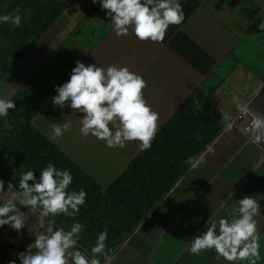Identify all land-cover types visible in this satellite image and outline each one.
Here are the masks:
<instances>
[{"label": "crops", "instance_id": "1", "mask_svg": "<svg viewBox=\"0 0 264 264\" xmlns=\"http://www.w3.org/2000/svg\"><path fill=\"white\" fill-rule=\"evenodd\" d=\"M11 1L0 0V4L6 5L0 14L15 9L10 6ZM60 1L65 3L63 11L17 61L14 60V39L3 40L1 36L4 29L12 34L15 28L9 23H0V71L5 65H10L0 77V98H11L19 89H25L32 76L38 75L40 79L41 75L55 72L65 77H62L65 81L77 60L85 64L96 62L101 67L115 63L126 65L142 75L146 81L144 97L159 113V122L163 123L187 96H196L198 92L203 94L207 86L219 84L210 98L212 107L222 115L223 123L221 132L209 144L214 153L210 154L205 149L200 154L198 158L203 163L196 168L190 166L183 173L155 208L115 248L109 264H229L214 249H205L194 255L187 246L193 235L204 230L205 220L228 215L234 199L242 195L252 196L260 205V212L255 217L259 255L235 264H250L252 260L254 264H264V143H253L241 133L245 117L239 121L231 120V130L225 129L223 119L224 113L234 118L240 111V105L264 114V80L256 75V72H264V28L259 27L264 24V0H193L195 7L177 31L185 34L214 60L207 76H202L186 63L168 42L140 41L131 30L127 36H116L110 21L104 16L105 10L92 0ZM188 1L183 0L181 4L186 6ZM4 56L6 64L2 60ZM169 86L178 91L170 94ZM221 86L222 91L218 90ZM66 109L54 106L49 100L35 116L34 123L78 163L86 161L84 155H87L90 144L82 148L78 141L89 135H80L79 120H69L74 110L68 106ZM56 111L60 112L57 120L54 118ZM63 120L71 121L70 129L76 128L78 133L71 139L74 133L68 130L56 141V137H51L53 133H47L44 128L52 132V125ZM89 141L102 148L100 152H89L93 162L103 161V169H113L103 154L109 151L112 159L120 154L110 152L102 140ZM133 142L136 148L131 151V157L139 151V143ZM128 144L131 143L111 149L127 154ZM97 145L94 149H98ZM124 163L125 160L121 161L115 170L122 168ZM96 166L92 163L83 168L90 174L88 169ZM7 191L5 187L0 196L7 195ZM221 204L223 208H220ZM34 221L35 217L30 216L19 235L7 225L1 227L0 264H6L8 259H17L15 252L23 250L32 239L30 234H33Z\"/></svg>", "mask_w": 264, "mask_h": 264}, {"label": "clouds", "instance_id": "2", "mask_svg": "<svg viewBox=\"0 0 264 264\" xmlns=\"http://www.w3.org/2000/svg\"><path fill=\"white\" fill-rule=\"evenodd\" d=\"M105 10L116 36H127L129 31L140 41L163 40L169 25H179L184 20L181 0H92ZM0 23L18 27L21 23L19 9L0 14ZM264 28V24L259 25ZM146 81L141 74L131 71L126 65L74 62L68 79L53 85L51 97L54 106L65 104L82 113L79 120L81 136L91 135L102 140L106 147L123 148L129 141H138L139 150L151 147L159 132V113L146 101L143 89ZM11 98H0V117L15 108ZM241 113L247 114L249 122L240 131L253 143H264V114L251 111L240 105ZM225 129L231 130V116L223 114ZM72 127L71 121L63 120L52 125V133L62 136ZM214 153L212 145L206 146ZM192 168L203 163L201 158L188 157ZM18 181L7 182V195L0 196V227L7 225L18 235L30 216L35 217L33 234L23 250L15 252L17 259H8L6 264H109L112 257L106 251L107 229L100 230L94 242L83 249L79 241L83 225L75 219L80 207L85 204L83 188H70L73 176L68 168H59L48 161L34 175L33 168L19 171ZM30 181V182H29ZM5 181L0 179V192L5 190ZM232 198V192H231ZM224 205L221 204L220 208ZM27 209V212H25ZM219 211V209H218ZM260 205L250 195L234 199L228 215L205 220L204 230L192 236L187 250L199 255L205 249H214L219 257L229 264L250 258H258L257 222L255 217ZM72 218L70 224L57 223V216ZM254 264V260L250 261Z\"/></svg>", "mask_w": 264, "mask_h": 264}, {"label": "trees", "instance_id": "3", "mask_svg": "<svg viewBox=\"0 0 264 264\" xmlns=\"http://www.w3.org/2000/svg\"><path fill=\"white\" fill-rule=\"evenodd\" d=\"M195 5L193 0L182 5L184 20ZM10 6L18 7L21 23L18 27L13 26L15 31L12 34L4 29L1 36L3 40L14 39V60L17 61L52 26L65 3L60 0H12ZM5 9L6 5L0 4V13ZM179 25H169L162 41L168 42L170 48L202 76H207L214 60L177 31ZM4 50L7 51L5 45ZM2 60L6 64L5 56ZM9 67L4 66L0 77ZM46 74L39 76L40 79L37 74V77L32 76L29 85L11 97L16 107L9 109L6 117H0V179L5 181L4 188L9 181L15 186L19 171L31 167L34 175H38L48 161L59 168H68L73 176L69 187L83 188L86 192L85 204L75 217L83 225L79 243L88 248L96 234L106 228V251L111 256L190 167L187 158L199 157L221 132L222 115L210 103L219 84L207 86L203 94L198 92L196 96L183 99L160 126L151 147L139 150L124 170L109 184L102 185L36 127L35 116L55 94L53 85H59L65 79L55 72ZM256 75L264 80V72H256ZM55 113L58 116L60 112ZM56 219L61 225L72 222V218L62 215Z\"/></svg>", "mask_w": 264, "mask_h": 264}, {"label": "rangeland", "instance_id": "4", "mask_svg": "<svg viewBox=\"0 0 264 264\" xmlns=\"http://www.w3.org/2000/svg\"><path fill=\"white\" fill-rule=\"evenodd\" d=\"M170 87V94H172V93H174V92H176V91H178L175 87H173V86H169ZM181 90H180V92L181 93H183L184 91L182 90V88H180ZM222 89H223V87L221 86L220 88H218V90H220V91H222ZM67 106H66V104H65V106H64V108H66ZM80 116H82L79 112H76L75 110H74V112L71 114V115H69V120L70 119H73V120H80L81 119V117ZM54 118L57 120L58 119V116H56V115H54ZM63 119V118H62ZM61 119V120H62ZM231 120H233V117H231ZM43 127H45V126H43ZM70 131H72L74 134H73V136L72 137H70L71 139H73V137L78 133L77 132V129L75 128V129H69ZM44 131H48L47 133H52L51 131H49L48 129H46V128H44ZM52 136H54L53 134H51V137ZM54 137H56V136H54ZM90 139H96L95 137H93V136H91V135H89V137H86V138H84L83 140L82 139H80V141H78V144H80V147H85V146H87V144H90V145H88V147H87V155H84V159L86 160V161H82V162H79L80 164H82L84 167H87V166H89V165H91L92 163H95V164H97V166L94 168V169H91V168H89L88 169V171H90V174L94 177V178H96L98 181H99V183H101L102 185H106V183L108 182V181H111L120 171H121V169L125 166V164L133 157H131V156H129L130 155V153H132L131 151H134V148H136V145H134V142L133 141H129L128 143H131V144H128V146H127V149H126V151H127V154H125L123 151H121V152H119L118 150H115V149H111V148H109L110 149V152H118L119 154H120V156H118V157H116V159L118 160H116V159H112V157L108 154L109 153V151L107 152V153H105V154H103L104 156H106V158L108 159V162H109V164L112 166V168L113 169H111V170H106V169H103L102 168V163H104L103 161H97V162H93V158H92V155H91V153H89L90 151L92 152H100V150L102 149V148H100L99 147V145H97V144H92L93 143V141H89ZM56 141H58V137H56ZM137 143H139L138 141H136ZM96 145L98 146V149H94L95 147H96ZM101 146V145H100ZM78 149V148H77ZM131 157V158H130ZM123 160H125V163H124V165L122 166V168H120L118 171H116L115 170V168L117 167V165L121 162V161H123ZM110 172V173H109ZM114 172H116V173H114ZM111 173H113L112 175H111ZM151 224H154V223H151Z\"/></svg>", "mask_w": 264, "mask_h": 264}, {"label": "built area", "instance_id": "5", "mask_svg": "<svg viewBox=\"0 0 264 264\" xmlns=\"http://www.w3.org/2000/svg\"><path fill=\"white\" fill-rule=\"evenodd\" d=\"M245 117V119L247 120V123L249 122L250 117L247 114L241 113L240 111L238 113L235 114L233 120H240L243 119ZM245 123V125L247 124ZM244 125V126H245Z\"/></svg>", "mask_w": 264, "mask_h": 264}]
</instances>
